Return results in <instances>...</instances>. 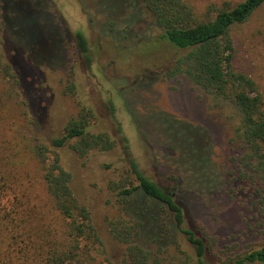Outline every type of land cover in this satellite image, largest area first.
Masks as SVG:
<instances>
[{
  "label": "rangeland",
  "instance_id": "1",
  "mask_svg": "<svg viewBox=\"0 0 264 264\" xmlns=\"http://www.w3.org/2000/svg\"><path fill=\"white\" fill-rule=\"evenodd\" d=\"M192 1L203 13L211 3L243 0ZM77 32L87 40L86 54ZM160 34L149 13L131 11L122 0H0V52L19 73L33 137L49 145L89 109L95 115L91 133L106 132L115 141L113 151L85 157L70 143L58 150L74 195L91 212L102 243L95 252L99 261L123 264L125 247L110 223L140 216L116 186L128 167L129 145L152 179L162 185L179 179L176 198L187 226L202 223L218 240L215 262L228 264L264 245V181L245 166L238 111L184 77H166L180 53ZM233 35L239 62L264 93V5ZM203 133L210 161L195 166L206 155ZM172 138L192 149L191 140L200 153H186ZM161 217L144 220L142 242L158 250L162 264H197L184 236L169 224L157 230L166 227Z\"/></svg>",
  "mask_w": 264,
  "mask_h": 264
},
{
  "label": "trees",
  "instance_id": "2",
  "mask_svg": "<svg viewBox=\"0 0 264 264\" xmlns=\"http://www.w3.org/2000/svg\"><path fill=\"white\" fill-rule=\"evenodd\" d=\"M122 1L131 11L149 13L161 32L159 39L180 53L165 73L168 79L184 77L215 101L229 103L238 111L245 166L264 181V93L239 62L233 35L234 28L247 23L264 0L211 3L203 13L192 0ZM75 37L86 54V38L78 32ZM19 78L0 52V264H102L95 255L102 243L91 212L74 195L71 174L63 168L58 150L70 143L75 153L85 157L95 151H113L115 141L106 132L91 133L94 111L83 109L62 136L49 145L40 144L32 135ZM202 139L206 152L202 162L188 161L195 166L210 161L204 133ZM172 141L184 151L190 149L178 139ZM188 143L194 156L200 153L191 140ZM129 149L126 145V173L116 186L122 200L135 205L140 216L110 223L113 237L125 247L123 264H162L158 250L142 242L148 216L154 220L162 216L166 227H156L159 232L169 224V229L184 236L197 264H217V238L200 222L196 229L187 226L185 210L176 198L179 179L173 177V185H162L141 169ZM228 264H264V245Z\"/></svg>",
  "mask_w": 264,
  "mask_h": 264
}]
</instances>
